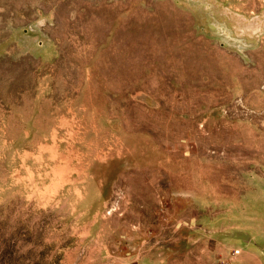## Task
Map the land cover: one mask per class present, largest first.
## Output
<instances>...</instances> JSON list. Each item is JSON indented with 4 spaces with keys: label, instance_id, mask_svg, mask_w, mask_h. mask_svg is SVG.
Returning <instances> with one entry per match:
<instances>
[{
    "label": "rangeland",
    "instance_id": "obj_1",
    "mask_svg": "<svg viewBox=\"0 0 264 264\" xmlns=\"http://www.w3.org/2000/svg\"><path fill=\"white\" fill-rule=\"evenodd\" d=\"M0 264H264V0H0Z\"/></svg>",
    "mask_w": 264,
    "mask_h": 264
}]
</instances>
